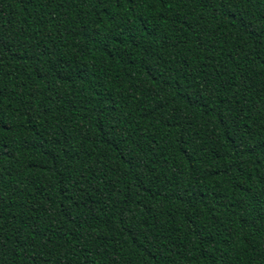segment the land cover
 <instances>
[{
  "label": "trees",
  "instance_id": "obj_1",
  "mask_svg": "<svg viewBox=\"0 0 264 264\" xmlns=\"http://www.w3.org/2000/svg\"><path fill=\"white\" fill-rule=\"evenodd\" d=\"M0 264H264V0H0Z\"/></svg>",
  "mask_w": 264,
  "mask_h": 264
}]
</instances>
